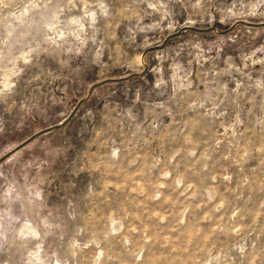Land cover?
<instances>
[{
  "label": "rangeland",
  "instance_id": "1",
  "mask_svg": "<svg viewBox=\"0 0 264 264\" xmlns=\"http://www.w3.org/2000/svg\"><path fill=\"white\" fill-rule=\"evenodd\" d=\"M0 264H264V0H0Z\"/></svg>",
  "mask_w": 264,
  "mask_h": 264
}]
</instances>
